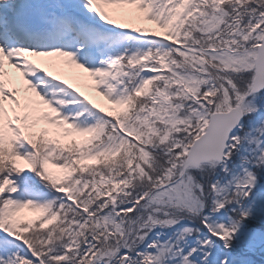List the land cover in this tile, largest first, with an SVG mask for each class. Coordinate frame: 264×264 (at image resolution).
<instances>
[{"label":"snow or ice","instance_id":"snow-or-ice-1","mask_svg":"<svg viewBox=\"0 0 264 264\" xmlns=\"http://www.w3.org/2000/svg\"><path fill=\"white\" fill-rule=\"evenodd\" d=\"M0 264H264V0H0Z\"/></svg>","mask_w":264,"mask_h":264},{"label":"rangeland","instance_id":"rangeland-1","mask_svg":"<svg viewBox=\"0 0 264 264\" xmlns=\"http://www.w3.org/2000/svg\"><path fill=\"white\" fill-rule=\"evenodd\" d=\"M27 214H28V215H35V213H31V212H28Z\"/></svg>","mask_w":264,"mask_h":264}]
</instances>
